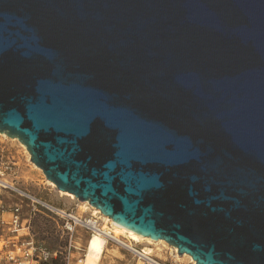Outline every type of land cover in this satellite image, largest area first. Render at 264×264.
<instances>
[{
  "label": "water",
  "instance_id": "95a60500",
  "mask_svg": "<svg viewBox=\"0 0 264 264\" xmlns=\"http://www.w3.org/2000/svg\"><path fill=\"white\" fill-rule=\"evenodd\" d=\"M0 133L196 264H264V0H0Z\"/></svg>",
  "mask_w": 264,
  "mask_h": 264
},
{
  "label": "rangeland",
  "instance_id": "374dc122",
  "mask_svg": "<svg viewBox=\"0 0 264 264\" xmlns=\"http://www.w3.org/2000/svg\"><path fill=\"white\" fill-rule=\"evenodd\" d=\"M0 177L28 188L57 206L73 209L84 216L94 214L99 218L101 227L114 229L111 220H106L103 214L95 212L90 204L59 191L55 184L46 178L43 171L31 161L30 153L26 147L18 139L10 138L2 133H0ZM0 197L8 204L19 200L9 191L2 189H0ZM23 210L25 215L29 213L26 203H24ZM93 234L83 228H77L73 235H70L63 230L61 222L54 215L38 211L32 220L28 237L33 239L37 254L47 257V264H63L65 262L84 264L88 242ZM118 238L126 244H134L140 249H145L168 264H195L191 257L179 255L174 247L164 241L132 240L126 233L118 234ZM111 239L108 238L107 247L98 264H143L141 260L123 248L121 243ZM0 249H4L2 244H0ZM80 259L83 261H79Z\"/></svg>",
  "mask_w": 264,
  "mask_h": 264
},
{
  "label": "built area",
  "instance_id": "2783aa9c",
  "mask_svg": "<svg viewBox=\"0 0 264 264\" xmlns=\"http://www.w3.org/2000/svg\"><path fill=\"white\" fill-rule=\"evenodd\" d=\"M0 189L9 191L19 199L8 204L0 197V244L4 246V249H0V264H47V257L37 254L33 239L28 237L32 220L38 211L54 215L61 222L63 230L70 235H73L77 228H83L91 234L102 230L100 220L94 214L84 216L73 209L57 206L13 181L0 177ZM24 203L29 207L27 215L23 210ZM5 212L10 213L8 220L1 217V214ZM120 245L143 264H168L134 244Z\"/></svg>",
  "mask_w": 264,
  "mask_h": 264
},
{
  "label": "bare ground",
  "instance_id": "6f19581e",
  "mask_svg": "<svg viewBox=\"0 0 264 264\" xmlns=\"http://www.w3.org/2000/svg\"><path fill=\"white\" fill-rule=\"evenodd\" d=\"M2 134L6 135L5 133H2ZM51 183L54 184L52 181H51ZM59 191H62V190H59ZM62 192L64 194L70 196V197H75V195L73 193H69L67 191H62ZM82 202H84V201H82ZM85 202L90 204L89 201H85ZM91 206L94 208L95 212H97V213L100 212L101 214H103L106 220H111L112 224L114 225V229L111 230V229H107L106 227H102V230L100 232H94V234L90 237L89 242H88L87 252L85 255L84 262H83L84 264H98L99 263L102 255L104 254V251L107 247L108 238H113L121 244L125 243L124 241H122L118 238V234L124 235L126 233L130 239L137 240V241L147 240V241H151V242L152 241H154V242L155 241L156 242H163V241L166 242L164 239H153L151 237L144 236V235H142V234H140V233H138V232H136L130 228H127V227L117 223L116 221H114L108 215H105L97 207H95L93 205H91ZM128 245H130V244H128ZM174 248L178 253V249L176 247H174ZM185 255L191 257L189 254H182L181 256H185ZM191 259L196 264V261L192 257H191Z\"/></svg>",
  "mask_w": 264,
  "mask_h": 264
},
{
  "label": "crops",
  "instance_id": "0c3cea01",
  "mask_svg": "<svg viewBox=\"0 0 264 264\" xmlns=\"http://www.w3.org/2000/svg\"><path fill=\"white\" fill-rule=\"evenodd\" d=\"M1 217H3L4 219L8 220L10 218V213L9 212H5V213L1 214Z\"/></svg>",
  "mask_w": 264,
  "mask_h": 264
},
{
  "label": "trees",
  "instance_id": "16d2710c",
  "mask_svg": "<svg viewBox=\"0 0 264 264\" xmlns=\"http://www.w3.org/2000/svg\"><path fill=\"white\" fill-rule=\"evenodd\" d=\"M55 261H57V259H55ZM63 264H66V262H65V263H63Z\"/></svg>",
  "mask_w": 264,
  "mask_h": 264
}]
</instances>
